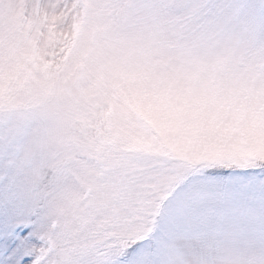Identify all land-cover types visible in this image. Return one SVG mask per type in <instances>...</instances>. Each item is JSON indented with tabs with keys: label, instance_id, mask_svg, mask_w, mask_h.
<instances>
[{
	"label": "snow or ice",
	"instance_id": "obj_1",
	"mask_svg": "<svg viewBox=\"0 0 264 264\" xmlns=\"http://www.w3.org/2000/svg\"><path fill=\"white\" fill-rule=\"evenodd\" d=\"M0 264H264V0H0Z\"/></svg>",
	"mask_w": 264,
	"mask_h": 264
}]
</instances>
